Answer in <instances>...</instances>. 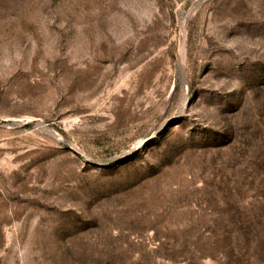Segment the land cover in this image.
Wrapping results in <instances>:
<instances>
[{"label":"rangeland","instance_id":"1","mask_svg":"<svg viewBox=\"0 0 264 264\" xmlns=\"http://www.w3.org/2000/svg\"><path fill=\"white\" fill-rule=\"evenodd\" d=\"M0 264H264V0H0Z\"/></svg>","mask_w":264,"mask_h":264}]
</instances>
